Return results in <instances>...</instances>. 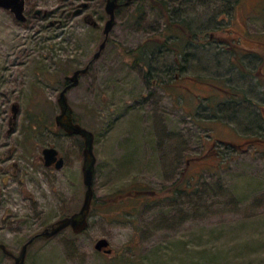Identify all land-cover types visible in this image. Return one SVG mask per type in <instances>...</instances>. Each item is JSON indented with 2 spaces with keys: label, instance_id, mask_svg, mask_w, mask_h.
I'll return each instance as SVG.
<instances>
[{
  "label": "rangeland",
  "instance_id": "rangeland-1",
  "mask_svg": "<svg viewBox=\"0 0 264 264\" xmlns=\"http://www.w3.org/2000/svg\"><path fill=\"white\" fill-rule=\"evenodd\" d=\"M78 2L84 12L67 14ZM28 3L44 14L19 21L0 7V184L10 160L21 166L4 183L17 216L0 222V238L81 205L83 137L54 117L64 76L97 50L107 18L105 0ZM66 95L94 134L88 225L41 236L25 264H264V150L252 145L264 134V0H122L95 65ZM221 140L240 149L225 154ZM46 145L61 168L39 158ZM20 221L29 229L11 231ZM102 236L109 253L94 248Z\"/></svg>",
  "mask_w": 264,
  "mask_h": 264
},
{
  "label": "water",
  "instance_id": "water-1",
  "mask_svg": "<svg viewBox=\"0 0 264 264\" xmlns=\"http://www.w3.org/2000/svg\"><path fill=\"white\" fill-rule=\"evenodd\" d=\"M124 1L128 2L130 0ZM24 2L25 0H0V7L9 10L17 20L25 21L27 16L24 13ZM118 4L119 0H105L104 9L107 13V18L104 21L102 29L104 38L99 43L97 50L93 54V57H97L106 44L108 34L115 24V9ZM85 5V2L80 3L76 8H74V10H72V13L79 14ZM34 12L40 13L41 9L36 8ZM89 22L94 25L97 24L95 20H89ZM87 70L88 63L75 68L70 74H66L64 76V79H66L67 82L58 92L57 103L59 106V112L54 117L56 125L61 127L66 133L78 134L83 137L82 176L83 182L85 184L83 200L77 210L58 218L50 226L44 227L41 231V234L46 237L52 236L68 226L71 227L73 232H81L88 225V215L93 197V171L96 161V156L93 151L94 134L89 128L74 120L73 110L67 100L66 95L68 88L77 85L80 75L86 73ZM11 110L12 114L9 117V126L7 132H11L14 129L16 115L19 110L18 104L15 102L12 103ZM41 152L46 165L52 164L55 168H61L64 165V158L62 155L58 156L59 151L57 147L53 145H46L42 148ZM31 240L32 237L22 245L19 253L14 257L13 264H24L27 244ZM109 244V240L102 236L96 239L94 242V248L109 253L111 252V247Z\"/></svg>",
  "mask_w": 264,
  "mask_h": 264
},
{
  "label": "flooded vegetation",
  "instance_id": "flooded-vegetation-1",
  "mask_svg": "<svg viewBox=\"0 0 264 264\" xmlns=\"http://www.w3.org/2000/svg\"><path fill=\"white\" fill-rule=\"evenodd\" d=\"M121 1L122 0H119V4H118V6H120V4H121ZM79 5V2L78 3H76L75 4V6L73 7V8H71V9H68V10H66V13L67 14H70V13H72V10H74V8H76L77 6ZM118 6L116 7V9L118 8ZM34 8H36V7H33V8H31V5L28 3V0H25V2H24V13L26 14V16H27V14H28V12L32 9H34ZM85 8H87V4L83 7V9H82V11L79 13V14H82L83 12H84V10H85ZM116 9H115V12H116ZM7 10V9H6ZM35 10V9H34ZM9 11V10H8ZM10 12V11H9ZM41 12H43V14H44V10H41ZM73 14V13H72ZM85 15L86 14H84L83 15V19L85 20V21H88V20H91L92 18H90L89 19V17L88 16H86V19H85ZM92 26L94 27V28H97L98 27V24H92ZM103 38H104V36H103ZM107 41V40H106ZM96 51V50H95ZM94 51V52H95ZM94 52H93V54H94ZM101 52H102V50H101ZM101 52H100V54H101ZM93 54H92V56L86 61V63H84V65L85 64H87L88 63V70L86 71V72H88V71H90L92 68H93V66L95 65V61L99 58V56H100V54L97 56V57H93ZM41 151H42V149H41ZM59 151V150H58ZM59 155H62L61 153H60V151L58 152V156ZM39 158L42 160V162H43V164L45 165V166H47V167H51V166H54V165H46L45 163H44V159H43V157H42V155H40L39 156ZM64 158V157H63ZM10 159V156L9 157H5L4 158V160H3V163H5L6 161H8ZM9 165L10 166H13V169H12V172L11 173H9V176H7L8 178L7 179H2L3 180V182L5 183L7 180H11V182H14L13 180H15V176H16V172H17V170H21V166L19 165V163L18 162H16L15 160H10V163L9 164H6V168H5V173L8 171L7 169H9ZM58 169V168H57ZM0 184V198H1V195L2 194H4L3 192H2V190H5L6 189V187H8V185L7 184ZM30 201H33L34 199H35V197L33 196V195H31L30 194V196L28 195V197H27ZM4 202V203H3ZM5 202H7V200L6 199H4V198H1V200H0V222L2 221L3 222V225H7V224H9V223H12L11 221H13V218L14 217H16L17 215L14 213V210H12V208H9V207H7V206H4V204H5ZM92 202V201H91ZM91 207V206H90ZM90 212V211H89ZM5 214H7V216L5 217L4 215ZM55 222V221H54ZM53 222V223H54ZM20 224H19V227L16 229L15 227H12L11 226V228H10V230L11 231H19L20 233H23V231L24 230H28L29 229V227L27 226V224H26V222H22V221H20L19 222ZM52 224V223H51ZM50 224V225H51ZM25 227V228H24ZM45 227V226H44ZM68 227H70V226H68ZM4 228L5 229H7L8 230V228L6 227V226H4ZM71 228V227H70ZM2 228L0 227V230H1ZM41 231H42V228L41 229H37L36 231H32V232H30V234H28L25 238H23V236L20 238V239H16L15 238V236H11V237H3V238H0V258H5L4 259V261H8V263L10 264V260L12 261L13 260V262H14V257H15V255H17L18 253H19V251H20V249H21V247H22V245L26 242V241H28V239H30L31 237H32V240L27 244V250H26V254H25V258H26V255H27V251H28V248H29V245L32 243V242H34L35 240H37L38 238H40L41 236H43L42 234H41ZM62 231V230H61ZM59 233V232H58ZM58 233H56V234H58ZM56 234H54V235H56ZM53 236V235H52ZM49 237H51V236H49ZM13 262H12V264H13ZM24 264H25V260H24Z\"/></svg>",
  "mask_w": 264,
  "mask_h": 264
},
{
  "label": "trees",
  "instance_id": "trees-1",
  "mask_svg": "<svg viewBox=\"0 0 264 264\" xmlns=\"http://www.w3.org/2000/svg\"><path fill=\"white\" fill-rule=\"evenodd\" d=\"M141 1H143V0H140V2ZM232 1V0H231ZM235 1H237V0H234V2ZM180 24V27L182 28H180V27H178V28H180V30H178V31H182L183 29L184 30H188V29H186V26L184 25V24H182V23H179ZM188 26V28L190 27L189 25H187ZM175 29V28H174ZM173 29V30H174ZM171 33H174L173 31H171ZM177 34H180L181 32H176ZM191 34H192V37L194 38V35H195V33H193V32H190ZM211 41V40H210ZM146 43H148V42H146ZM140 49V48H139ZM146 50H147V48H146ZM188 53V52H187ZM186 52H184V54H187ZM191 54H192V52H191ZM185 56V55H184ZM180 67H181V69H182V64H180ZM181 69H178V70H181ZM182 72V71H181ZM180 72V73H181ZM179 72H178V74H177V76H179V74H180ZM175 74V73H174ZM173 74V75H174ZM67 81H66V79L64 80V84L66 83ZM165 84H163V86L165 87V86H167L168 84H171L172 82L171 81H163ZM166 88V87H165ZM229 89V88H228ZM230 90V89H229ZM232 91V90H231ZM233 92V94H235V92L234 91H232ZM232 94V93H231ZM230 98V97H229ZM73 116H74V114H73ZM74 120L75 121H77L76 119H75V117H74ZM221 142H222V144H223V151H224V153L226 154L227 153V151H236V152H238V150L240 149L239 148V146L237 145V144H235V143H232V142H230V141H227V140H221ZM252 145H254V147H257V145L258 146H262V148L263 149H261V150H264V134H258V135H255L254 137H253V141H252ZM135 193H137V192H135V191H133L131 194H135Z\"/></svg>",
  "mask_w": 264,
  "mask_h": 264
}]
</instances>
